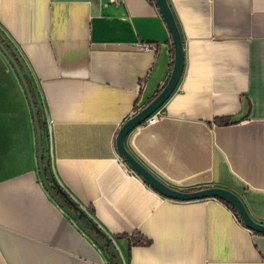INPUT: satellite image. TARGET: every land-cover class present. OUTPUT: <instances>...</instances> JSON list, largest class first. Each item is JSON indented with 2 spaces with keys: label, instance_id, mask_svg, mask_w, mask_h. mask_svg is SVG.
Masks as SVG:
<instances>
[{
  "label": "crops",
  "instance_id": "obj_1",
  "mask_svg": "<svg viewBox=\"0 0 264 264\" xmlns=\"http://www.w3.org/2000/svg\"><path fill=\"white\" fill-rule=\"evenodd\" d=\"M168 2L183 74L160 118L131 130L125 147L172 187L232 190L264 223V0ZM0 30L43 105L56 183L122 264H264V234L221 199L168 200L120 161V127L173 66L155 0H0ZM37 129L28 88L0 45V264H111L44 184Z\"/></svg>",
  "mask_w": 264,
  "mask_h": 264
},
{
  "label": "water",
  "instance_id": "obj_2",
  "mask_svg": "<svg viewBox=\"0 0 264 264\" xmlns=\"http://www.w3.org/2000/svg\"><path fill=\"white\" fill-rule=\"evenodd\" d=\"M155 1L160 9L163 18L165 19V22L172 36L174 46L173 66L171 69L170 77L162 90L120 127L116 136V147L118 153L125 159L129 166L138 173V175H140L152 188L157 190L164 197L175 201H194L206 198H218L224 200L236 209L245 226H247L253 232L264 234V223L258 222L251 216L242 198L232 190L219 186H211L194 190H182L172 187L159 179L155 174H153L125 147V139L128 133L135 127L143 123L151 114L157 111L164 104V102L176 89L184 70V40L182 38V34L172 8L170 7L168 0ZM28 93L32 108L34 110V102L29 90ZM38 136L40 143V133L38 134ZM63 192L66 193L64 190ZM108 243L115 247L111 239H109Z\"/></svg>",
  "mask_w": 264,
  "mask_h": 264
},
{
  "label": "trees",
  "instance_id": "obj_3",
  "mask_svg": "<svg viewBox=\"0 0 264 264\" xmlns=\"http://www.w3.org/2000/svg\"><path fill=\"white\" fill-rule=\"evenodd\" d=\"M177 21V20H176ZM178 24V21H177ZM179 29L181 31L180 25ZM0 45L4 47V51L9 55L12 62L14 63L15 67L17 68L22 80L26 83L29 92L31 93L33 102H34V114L36 118V124H37V130L38 134L40 133V143H39V164H40V170L42 179L44 181V184L48 188V190L55 195L58 198V201L60 204L70 213L72 214L76 220L83 226V228L87 231V233L92 237V239L102 248L105 249L108 255V259L110 260L111 264H122L121 259L119 257V254L114 246L108 243L109 237L106 236L95 224H93L92 220L85 214V212L77 205L75 204L72 199L63 192V189L56 183L54 174L51 168L50 164V154L48 150V134L47 136H43V123L44 119L41 117V111L40 107L41 104L39 102V98L37 94L34 91L33 84L30 78V74L27 71L23 61L20 59V56L18 55L17 51L13 46H11L6 40H1ZM214 122L217 125H228L232 121L228 117H216ZM224 203H226L229 207H231L235 214L238 216L239 220L242 222L240 215L236 211V209L229 203H227L224 200H221ZM75 212H79V215H76ZM243 223V222H242ZM256 233V232H254ZM260 234V233H256ZM122 238H128L130 241V245H134V243L137 244H143L145 239L139 238V239H133L130 236L122 235Z\"/></svg>",
  "mask_w": 264,
  "mask_h": 264
},
{
  "label": "built area",
  "instance_id": "obj_4",
  "mask_svg": "<svg viewBox=\"0 0 264 264\" xmlns=\"http://www.w3.org/2000/svg\"><path fill=\"white\" fill-rule=\"evenodd\" d=\"M114 1H117V0H114ZM145 47H151L153 49H156V47L154 45H145ZM139 111V110H138ZM161 116V113L159 112V109L157 111H155L153 114H151L145 121L148 122V123H154L158 120V118H160ZM119 158H120V161L122 162V164L124 165V167L126 168V170L128 172H130L131 174L133 175H137V176H140L138 175V173L132 169L129 164L125 161V159L119 154ZM166 198V197H165ZM168 200H172V199H169V198H166ZM172 201H175V200H172ZM253 232V231H252ZM111 239V238H110Z\"/></svg>",
  "mask_w": 264,
  "mask_h": 264
},
{
  "label": "rangeland",
  "instance_id": "obj_5",
  "mask_svg": "<svg viewBox=\"0 0 264 264\" xmlns=\"http://www.w3.org/2000/svg\"><path fill=\"white\" fill-rule=\"evenodd\" d=\"M1 40H6V42H8L11 46H13L12 45V43L8 40V38L4 35V33H2V31L0 30V41ZM14 48V47H13ZM34 87V86H33ZM39 102H40V100H39ZM40 104H41V107H40V111H41V117L44 119V123H43V136H47V134H48V125H47V123L45 122V113H44V108H43V105H42V103L40 102ZM79 212H75V214L76 215H79L78 214Z\"/></svg>",
  "mask_w": 264,
  "mask_h": 264
}]
</instances>
